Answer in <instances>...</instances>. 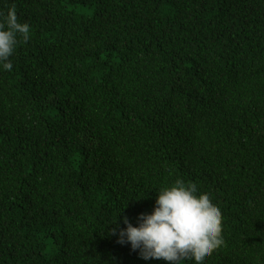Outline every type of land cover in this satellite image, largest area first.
Wrapping results in <instances>:
<instances>
[{
    "label": "trees",
    "instance_id": "trees-1",
    "mask_svg": "<svg viewBox=\"0 0 264 264\" xmlns=\"http://www.w3.org/2000/svg\"><path fill=\"white\" fill-rule=\"evenodd\" d=\"M12 5L0 264H170L118 234L178 177L222 212L206 264H264V0Z\"/></svg>",
    "mask_w": 264,
    "mask_h": 264
},
{
    "label": "clouds",
    "instance_id": "clouds-1",
    "mask_svg": "<svg viewBox=\"0 0 264 264\" xmlns=\"http://www.w3.org/2000/svg\"><path fill=\"white\" fill-rule=\"evenodd\" d=\"M29 39L30 25L19 22L14 5L7 8L6 14L0 12V70L13 68L9 58L16 45ZM197 193L195 183L179 177L170 186L159 188L152 212L139 214L136 226L128 217L123 218L126 227L119 229L118 243H130L144 260L206 264L224 244L222 212L208 193ZM116 231L112 229L113 234Z\"/></svg>",
    "mask_w": 264,
    "mask_h": 264
}]
</instances>
